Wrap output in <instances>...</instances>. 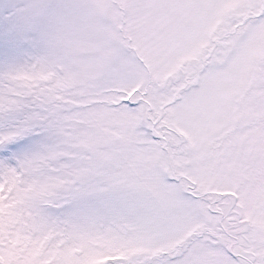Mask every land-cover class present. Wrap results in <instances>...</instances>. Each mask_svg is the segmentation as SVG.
Here are the masks:
<instances>
[{
  "label": "snow or ice",
  "instance_id": "obj_1",
  "mask_svg": "<svg viewBox=\"0 0 264 264\" xmlns=\"http://www.w3.org/2000/svg\"><path fill=\"white\" fill-rule=\"evenodd\" d=\"M0 264H264V0H0Z\"/></svg>",
  "mask_w": 264,
  "mask_h": 264
}]
</instances>
